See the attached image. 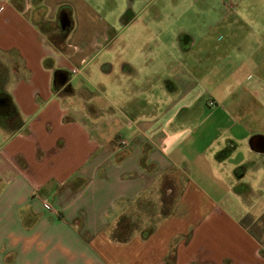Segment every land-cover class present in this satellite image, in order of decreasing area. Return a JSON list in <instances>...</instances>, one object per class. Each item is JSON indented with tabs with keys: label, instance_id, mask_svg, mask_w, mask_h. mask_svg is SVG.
<instances>
[{
	"label": "crops",
	"instance_id": "1",
	"mask_svg": "<svg viewBox=\"0 0 264 264\" xmlns=\"http://www.w3.org/2000/svg\"><path fill=\"white\" fill-rule=\"evenodd\" d=\"M158 1L0 0V116L14 118L0 122V264H264V28L240 12L255 4L214 0L213 65L192 63L196 39L179 31L166 102L94 83L107 52L103 74L151 84L113 45L144 13L161 21ZM66 27L59 47L50 33ZM164 198L148 233L114 239L138 203Z\"/></svg>",
	"mask_w": 264,
	"mask_h": 264
},
{
	"label": "rangeland",
	"instance_id": "2",
	"mask_svg": "<svg viewBox=\"0 0 264 264\" xmlns=\"http://www.w3.org/2000/svg\"><path fill=\"white\" fill-rule=\"evenodd\" d=\"M116 1L120 3L121 9L122 6L128 3V0ZM198 1L201 0H159L158 3L161 4V8L158 9V13L163 17L161 21L158 22L156 19L151 18V14L144 13L139 19L137 28L125 32L123 36L119 37L114 43L113 47H115L116 52L123 53L125 61L130 63L139 72L140 76L136 78L135 83L140 84V81L143 82L142 79L146 76L150 78L151 84L147 85L151 88L150 91L145 89L149 88L147 86L144 87L145 83H142V85H140V87L138 86L135 90L128 87L129 81H127L128 85H126L125 79H122L124 83L121 84V82L116 81L112 76L103 74L99 68L100 65L113 58V55L107 52H103L101 56H98L96 58L97 63L93 65L94 74L96 75L94 83L96 85L102 84L106 86V95L111 99H113L115 93L110 88L117 85L122 88L124 87V90L128 93L131 92L130 96L132 97H142L143 101L150 99L153 105L156 101L166 102L170 96L174 95L167 92L162 80L169 76V69L171 67L184 64L185 55L181 53L177 46V37L181 31L191 34L196 39L197 46L193 50L191 58H189L192 63L196 62L200 64V59L202 60L205 57L206 62L209 61L210 65L216 63L219 58V54L217 53L220 52L215 53L214 49L220 46L222 41L220 40L221 32L216 25L220 16L216 17L214 13L210 11L211 9L217 11H219V9L221 10L220 4L214 2V0H206L207 6H203V3ZM251 1L255 4V7H248L247 3L241 5L240 12H245L241 15V18L243 21H250V23L263 29L264 0ZM150 2L151 0H142V2H138L135 7L136 11L140 12L142 9L146 8ZM155 4L157 3L155 2ZM66 16H68V14ZM68 17H66L67 21L69 20ZM118 18L119 17L113 21L117 25H119L120 21V18ZM206 21H208V30L213 35L208 43L204 45L205 42H203L202 35L205 28H203L202 25L203 22ZM68 29L69 27L64 28V30L57 35L56 33H50V38L60 47L64 43L66 31ZM242 33L243 30H240V34ZM226 42H228V38L225 39V43ZM146 47H153V50L147 51ZM206 49H210V51H206V56L205 54H200V50L204 51ZM127 80L130 79L128 78ZM205 86L209 88L213 87L209 82L205 84ZM126 87L128 88L125 89ZM140 93H142L143 96H141ZM143 105L145 104H141V106ZM8 117L0 116V122L14 121L12 116ZM16 123H18L17 120ZM3 142L4 139L0 136V145ZM171 206L172 199L169 198L160 200L155 199L150 202L146 201L143 204L138 203L137 214L129 218H123L120 229L117 231L120 232L122 238H125L134 233L135 228L138 229L142 223L144 224L143 234L145 235L158 221L166 217L167 213L171 210ZM1 249L6 250V248L3 249L2 247ZM18 255L11 254L8 256L11 264H22Z\"/></svg>",
	"mask_w": 264,
	"mask_h": 264
},
{
	"label": "trees",
	"instance_id": "3",
	"mask_svg": "<svg viewBox=\"0 0 264 264\" xmlns=\"http://www.w3.org/2000/svg\"><path fill=\"white\" fill-rule=\"evenodd\" d=\"M123 220V219H122ZM122 220H121V222L119 223V227H118V231H119V229H120V226H121V223H122ZM114 232V234H113V237H114V239L115 240H117V241H119V242H124V241H127L129 238H130V235H128V236H126L125 238H122L121 236V234H120V232Z\"/></svg>",
	"mask_w": 264,
	"mask_h": 264
},
{
	"label": "flooded vegetation",
	"instance_id": "4",
	"mask_svg": "<svg viewBox=\"0 0 264 264\" xmlns=\"http://www.w3.org/2000/svg\"><path fill=\"white\" fill-rule=\"evenodd\" d=\"M0 112H4V113H6V112H7V110L3 109V110H2V111H0Z\"/></svg>",
	"mask_w": 264,
	"mask_h": 264
},
{
	"label": "built area",
	"instance_id": "5",
	"mask_svg": "<svg viewBox=\"0 0 264 264\" xmlns=\"http://www.w3.org/2000/svg\"><path fill=\"white\" fill-rule=\"evenodd\" d=\"M74 73H77L76 71H74ZM211 105H214L213 103H211Z\"/></svg>",
	"mask_w": 264,
	"mask_h": 264
}]
</instances>
